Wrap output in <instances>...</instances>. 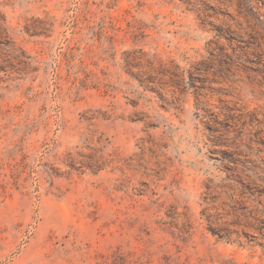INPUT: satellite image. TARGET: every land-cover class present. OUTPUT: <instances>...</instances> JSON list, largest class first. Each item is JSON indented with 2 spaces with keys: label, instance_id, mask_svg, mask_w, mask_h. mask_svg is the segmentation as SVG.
I'll use <instances>...</instances> for the list:
<instances>
[{
  "label": "rangeland",
  "instance_id": "obj_1",
  "mask_svg": "<svg viewBox=\"0 0 264 264\" xmlns=\"http://www.w3.org/2000/svg\"><path fill=\"white\" fill-rule=\"evenodd\" d=\"M260 179L264 0H0V264H264Z\"/></svg>",
  "mask_w": 264,
  "mask_h": 264
},
{
  "label": "trees",
  "instance_id": "obj_2",
  "mask_svg": "<svg viewBox=\"0 0 264 264\" xmlns=\"http://www.w3.org/2000/svg\"><path fill=\"white\" fill-rule=\"evenodd\" d=\"M260 182L264 183V179H260ZM239 183L242 184L243 187V192L252 191V186L256 185V181L247 184L245 181L240 180ZM243 195V194H242ZM259 195L262 196L264 195V190L259 192ZM230 200L239 203L240 201L236 200L233 195L229 196ZM226 206H228L231 210L228 211L229 214H232L236 216L237 218L239 217L238 212L239 208H236V205L230 204V203H225ZM216 208V206H212V210ZM202 215L204 216V219L206 220L208 224V230L214 235L217 236L219 239L223 240H230V237L233 233H238L237 231H232L229 228V225L227 222L224 221V216H222L220 213H210L208 212V209L202 211ZM254 220L258 223L257 227L255 228L261 236L264 237V221L257 218L256 216H252ZM241 225V224H237ZM246 227H254L253 223L246 224Z\"/></svg>",
  "mask_w": 264,
  "mask_h": 264
}]
</instances>
